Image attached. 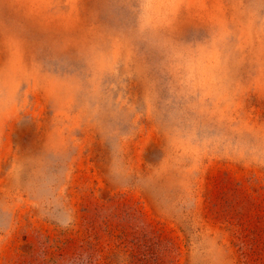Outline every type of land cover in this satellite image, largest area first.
<instances>
[{
    "label": "rangeland",
    "instance_id": "374dc122",
    "mask_svg": "<svg viewBox=\"0 0 264 264\" xmlns=\"http://www.w3.org/2000/svg\"><path fill=\"white\" fill-rule=\"evenodd\" d=\"M0 264H264V0H0Z\"/></svg>",
    "mask_w": 264,
    "mask_h": 264
}]
</instances>
